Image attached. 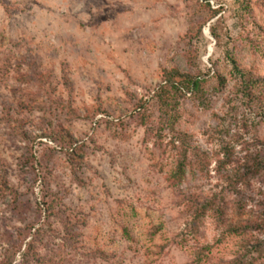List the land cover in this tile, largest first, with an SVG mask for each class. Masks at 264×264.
Returning <instances> with one entry per match:
<instances>
[{
	"label": "rangeland",
	"instance_id": "374dc122",
	"mask_svg": "<svg viewBox=\"0 0 264 264\" xmlns=\"http://www.w3.org/2000/svg\"><path fill=\"white\" fill-rule=\"evenodd\" d=\"M230 58L264 77V0H0V264H264V89ZM174 70L206 83L171 132Z\"/></svg>",
	"mask_w": 264,
	"mask_h": 264
},
{
	"label": "trees",
	"instance_id": "16d2710c",
	"mask_svg": "<svg viewBox=\"0 0 264 264\" xmlns=\"http://www.w3.org/2000/svg\"><path fill=\"white\" fill-rule=\"evenodd\" d=\"M213 13L216 14L217 11L213 10ZM211 33L213 34V36H215L214 30H211ZM230 62L232 63L234 73L239 79L240 86L237 90L240 92L241 97H252V93L250 91L253 90V88L260 87L261 89H264L263 76L251 75L249 72H246L244 68H241L238 65V62H236V60H234L233 58H230ZM216 78L219 85L223 84L224 80L220 75L217 74ZM205 83L206 81H203L198 76L184 74L178 72L177 70H174L171 76L167 78V81L160 86V91L156 93V96L160 98L162 107H166L165 113L168 115L170 114L168 126L171 132L174 128V120L176 119L171 111H175V107L180 96L188 92L194 93L193 95H195L196 97L201 96L204 93L203 91ZM176 140L179 141V144L181 143L182 145L179 136L177 137V139H173V143H175ZM184 165V163H181V165L179 166V170L182 171ZM263 168L264 164H259V167L257 165L255 173L261 171V169ZM246 170L247 165H245L243 168V171Z\"/></svg>",
	"mask_w": 264,
	"mask_h": 264
}]
</instances>
